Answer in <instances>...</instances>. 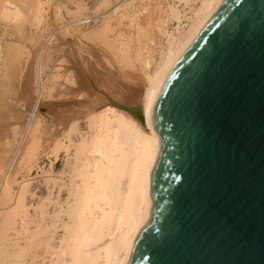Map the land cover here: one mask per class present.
I'll return each mask as SVG.
<instances>
[{
  "label": "water",
  "instance_id": "95a60500",
  "mask_svg": "<svg viewBox=\"0 0 264 264\" xmlns=\"http://www.w3.org/2000/svg\"><path fill=\"white\" fill-rule=\"evenodd\" d=\"M152 208L128 264H264V0H223L155 109Z\"/></svg>",
  "mask_w": 264,
  "mask_h": 264
},
{
  "label": "bare ground",
  "instance_id": "6f19581e",
  "mask_svg": "<svg viewBox=\"0 0 264 264\" xmlns=\"http://www.w3.org/2000/svg\"><path fill=\"white\" fill-rule=\"evenodd\" d=\"M222 1L201 0L187 30L169 41L144 93L134 94L138 105L124 107L130 115L115 102H110L115 107L104 105L95 111L81 108L83 103H69V108L79 104L81 110L49 147L56 157L66 153V168L47 181L39 197L30 179L19 184L17 193L13 188L19 175L30 173L45 140L48 116L40 112V104L49 89L45 47L40 51L38 101L21 134L10 126L0 143V264H128L152 208L160 148V138L151 134L157 102L184 50ZM170 12L179 19L177 9ZM68 27L58 28L47 44Z\"/></svg>",
  "mask_w": 264,
  "mask_h": 264
},
{
  "label": "rangeland",
  "instance_id": "374dc122",
  "mask_svg": "<svg viewBox=\"0 0 264 264\" xmlns=\"http://www.w3.org/2000/svg\"><path fill=\"white\" fill-rule=\"evenodd\" d=\"M200 2L0 0V143L10 126L21 134L27 125L38 101L36 61L44 47L49 89L40 104V112L48 116L45 140L30 173L18 176L14 193L30 179L40 197L47 181L65 171L68 156L61 151L56 157L49 147L81 110L79 104L69 108V103L96 110L115 102L130 115L124 107L138 105L134 94L144 93L169 41L187 30ZM171 8L179 11V19L171 15ZM62 26L69 27L47 44Z\"/></svg>",
  "mask_w": 264,
  "mask_h": 264
}]
</instances>
